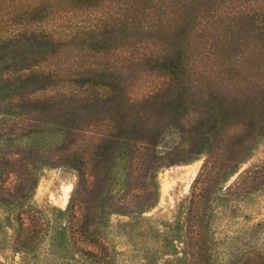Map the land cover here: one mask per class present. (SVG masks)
<instances>
[{
  "label": "rangeland",
  "instance_id": "rangeland-1",
  "mask_svg": "<svg viewBox=\"0 0 264 264\" xmlns=\"http://www.w3.org/2000/svg\"><path fill=\"white\" fill-rule=\"evenodd\" d=\"M263 11L0 0V264H264Z\"/></svg>",
  "mask_w": 264,
  "mask_h": 264
},
{
  "label": "trees",
  "instance_id": "trees-1",
  "mask_svg": "<svg viewBox=\"0 0 264 264\" xmlns=\"http://www.w3.org/2000/svg\"><path fill=\"white\" fill-rule=\"evenodd\" d=\"M257 18H259L260 20H263L264 19V11L263 12H261V13H259L258 14V16H257ZM177 67V66H176ZM202 204V200L200 199V197H199V199H198V195L197 196H195V199L193 200V206H194V210L196 211H198L199 209H200V205ZM74 210V209H73ZM75 217V215L73 214V218ZM87 253H90V252H87Z\"/></svg>",
  "mask_w": 264,
  "mask_h": 264
}]
</instances>
